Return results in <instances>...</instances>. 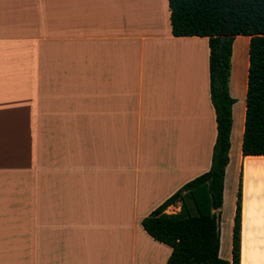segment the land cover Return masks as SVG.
<instances>
[{"label": "crops", "instance_id": "crops-1", "mask_svg": "<svg viewBox=\"0 0 264 264\" xmlns=\"http://www.w3.org/2000/svg\"><path fill=\"white\" fill-rule=\"evenodd\" d=\"M169 16L168 0H0V264H166L141 221L209 171L217 135L208 39L172 36ZM249 43L232 42L216 215L231 245L240 182L239 264H264V156L241 152Z\"/></svg>", "mask_w": 264, "mask_h": 264}, {"label": "trees", "instance_id": "trees-1", "mask_svg": "<svg viewBox=\"0 0 264 264\" xmlns=\"http://www.w3.org/2000/svg\"><path fill=\"white\" fill-rule=\"evenodd\" d=\"M174 37H205L209 46V93L216 116V140L209 171L183 185L141 221L144 231L168 246L166 264H239L241 183L231 237V262L219 257L216 215L223 203L228 165L232 105L228 92L232 42L249 36L246 112L241 152L264 156V0H168ZM180 203V210L167 214Z\"/></svg>", "mask_w": 264, "mask_h": 264}, {"label": "rangeland", "instance_id": "rangeland-1", "mask_svg": "<svg viewBox=\"0 0 264 264\" xmlns=\"http://www.w3.org/2000/svg\"><path fill=\"white\" fill-rule=\"evenodd\" d=\"M222 229H223V224H222ZM220 245H221V255L224 256V257L228 256V254H229V246H231V245H230L229 239L226 238L224 233L221 234V243H220Z\"/></svg>", "mask_w": 264, "mask_h": 264}]
</instances>
